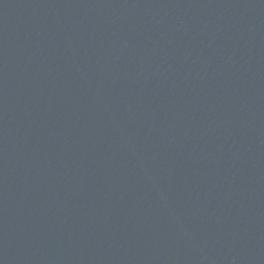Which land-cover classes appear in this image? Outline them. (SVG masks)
Listing matches in <instances>:
<instances>
[{"label":"water","instance_id":"95a60500","mask_svg":"<svg viewBox=\"0 0 264 264\" xmlns=\"http://www.w3.org/2000/svg\"><path fill=\"white\" fill-rule=\"evenodd\" d=\"M0 264H264V0H0Z\"/></svg>","mask_w":264,"mask_h":264}]
</instances>
